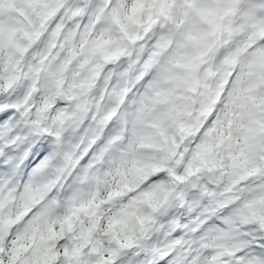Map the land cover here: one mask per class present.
I'll use <instances>...</instances> for the list:
<instances>
[{"label": "snow or ice", "instance_id": "6c2138e0", "mask_svg": "<svg viewBox=\"0 0 264 264\" xmlns=\"http://www.w3.org/2000/svg\"><path fill=\"white\" fill-rule=\"evenodd\" d=\"M0 264H264V0H0Z\"/></svg>", "mask_w": 264, "mask_h": 264}]
</instances>
